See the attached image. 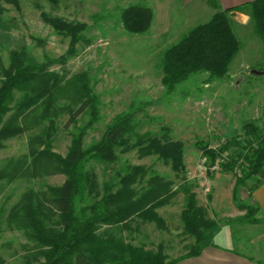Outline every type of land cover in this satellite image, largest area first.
Listing matches in <instances>:
<instances>
[{
    "label": "rangeland",
    "instance_id": "1",
    "mask_svg": "<svg viewBox=\"0 0 264 264\" xmlns=\"http://www.w3.org/2000/svg\"><path fill=\"white\" fill-rule=\"evenodd\" d=\"M13 1L15 4L2 3V67L8 63L9 52L20 46H24L37 62H41L43 56L56 58L65 52L68 38L44 24L39 17L41 12L85 25L82 36L87 44L79 43L75 55L63 66L49 68L61 78V85H67L77 75H85L96 97L98 119L87 130L84 147L98 140L115 115L135 109H138V132L164 133L170 140L182 144L183 168L179 172H172L154 156L139 157L134 151L119 155L118 164L151 169L168 181L173 191L169 203L156 210L163 227L159 229L153 223L131 218L121 230L125 242L150 251L160 247L167 260L186 253L193 238L184 232L180 220L184 206L181 186L185 184L194 194L196 205L203 208L205 218L217 222L216 234L229 235L230 246L235 252L259 259V264H264V226L225 224V220L244 213L231 200L234 175L219 168L208 169L207 161L197 149L199 143L218 148L230 141L233 145L225 153L235 157L242 151L246 124L262 132L264 74L255 75L250 71L264 70V48L254 33L249 13L245 20L227 14L239 48L225 76L208 80L205 73H196L167 94L160 84L162 53L189 29L209 18V15L193 14L192 3L183 5L181 0H172L167 14L160 18V14L153 11L156 13L148 29L132 35L121 28V10L130 5L146 6L150 0H58L56 6L45 0ZM71 94L67 86L55 100L58 116L54 119L56 130L50 137V151L61 156L69 145L71 132L64 109L76 108L68 99ZM20 96L21 93L15 92L13 102ZM86 120L85 115H80L77 125L82 126ZM26 122L28 129L2 141L0 147V264L42 263L38 248L22 230L21 207L25 204V195L31 193V207L38 205L47 217L46 223L53 224L55 215L44 201L48 196L45 186H57L63 180L54 162L38 156L44 147L40 140L46 123L33 126L29 117ZM86 167L92 169L102 183L113 176L118 165L89 162ZM251 183L246 182L245 187ZM238 199L256 208L255 218H264L263 209L245 200V188L238 190Z\"/></svg>",
    "mask_w": 264,
    "mask_h": 264
},
{
    "label": "trees",
    "instance_id": "2",
    "mask_svg": "<svg viewBox=\"0 0 264 264\" xmlns=\"http://www.w3.org/2000/svg\"><path fill=\"white\" fill-rule=\"evenodd\" d=\"M45 1L51 6L58 2ZM3 2L15 4L13 0H0V21ZM205 2L215 7L213 0ZM244 6L249 8L254 33L264 48V0L216 11L205 23L189 29L162 53L160 84L167 94L196 73H205L208 80L225 76L239 48L227 14L241 11ZM39 17L52 31L68 38V46L62 55L56 58L43 56L41 62L35 61L27 49L20 46L9 52L6 67L0 65V147L2 141L28 129V117L33 126L46 123L40 140L44 147L38 156L54 162L63 176L59 185L45 186L48 196L44 201L52 209L49 211H53L55 220L53 224H47L42 209H38V205L31 207V193L25 195L19 219L24 234L38 248L41 264H176L183 258L198 256L205 247L212 245L218 224L205 218L203 208L196 205L194 194L185 184L181 186L184 206L180 220L184 232L193 238L186 253L167 260L160 247L155 251L145 250L123 239L121 230L131 218L162 228L163 221L156 210L169 203L173 191L171 184L151 169L118 164L119 155L134 151L139 157L154 156L172 172H179L183 168L182 144L170 140L164 133L138 132V109H135L115 115L98 140L84 147V136L98 119L96 97L85 75H77L67 85H61V78L49 68L63 66L75 55L79 43L87 44L82 36L85 25L51 17L44 12ZM151 20V10L145 6L130 5L119 14L121 28L132 35L144 33ZM67 86L73 94L68 99L76 108L72 110L68 106L64 109L71 132L69 145L61 156L50 151V137L56 130L54 119L58 116L54 109L56 95ZM15 92L21 96L13 102ZM80 115L87 117L82 126L76 121ZM244 128L246 139L242 151L235 157L225 153L233 145L230 141L218 148L197 144L208 169L219 168L234 175L231 200L244 213L225 220V224L251 225L261 221L254 217V206L238 199V190L245 188L246 198H249L264 179V122L262 132L250 124ZM89 162L117 164L118 167L111 178L99 183L94 171L86 167ZM248 181L252 183L245 187Z\"/></svg>",
    "mask_w": 264,
    "mask_h": 264
},
{
    "label": "crops",
    "instance_id": "3",
    "mask_svg": "<svg viewBox=\"0 0 264 264\" xmlns=\"http://www.w3.org/2000/svg\"><path fill=\"white\" fill-rule=\"evenodd\" d=\"M183 5L192 3L194 8H191L194 11L193 14H202V15H211L216 11H222L224 9L237 7L240 5H246L253 0H213L215 7H210L207 5L205 0H181ZM180 1V2H181ZM154 2V4H153ZM155 3H158L155 5ZM172 0H150L145 7H148L152 13V19L154 18V13H159L160 18L168 13L169 6L171 5ZM155 5V6H154ZM180 5V4H179ZM158 8V9H157ZM156 11V12H153ZM209 13V14H208ZM249 8L248 6L242 7V10L239 12L232 11L228 14L234 16V19L245 20L248 19ZM205 16V17H206ZM167 18V15L165 16ZM164 17V18H165ZM208 18V19H209ZM249 203L254 204L261 210H264V179L261 184L254 189L249 198L245 199ZM261 219L256 224H251L254 226L263 225L264 218L256 217ZM225 234V233H224ZM232 239L229 235H219L215 234L212 239V245L205 247L198 256L188 257L179 260L176 264H259V259H254L251 256H246L241 253L235 252L230 246ZM259 254V252H257Z\"/></svg>",
    "mask_w": 264,
    "mask_h": 264
},
{
    "label": "water",
    "instance_id": "4",
    "mask_svg": "<svg viewBox=\"0 0 264 264\" xmlns=\"http://www.w3.org/2000/svg\"><path fill=\"white\" fill-rule=\"evenodd\" d=\"M252 74H255V75H260V74H264V70L261 71V72H256V71H250Z\"/></svg>",
    "mask_w": 264,
    "mask_h": 264
}]
</instances>
